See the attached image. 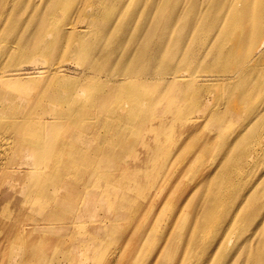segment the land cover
Listing matches in <instances>:
<instances>
[{"label":"rangeland","instance_id":"obj_1","mask_svg":"<svg viewBox=\"0 0 264 264\" xmlns=\"http://www.w3.org/2000/svg\"><path fill=\"white\" fill-rule=\"evenodd\" d=\"M167 99L187 122L170 134L161 177L138 214L121 221L101 264H136L152 232L157 242L143 264H264V139L248 134L230 149L264 118V0H0V135L15 146L51 148L64 161L62 138L80 132L84 144L73 149L86 158L76 164L91 171L99 156L90 150L105 148L111 129L108 121L101 141L84 131L87 122L100 128L122 106L136 118L131 130L143 133L141 117ZM206 104L214 115L204 116ZM240 148L249 155L234 166L228 210L201 234L220 172ZM76 164L69 174L89 173ZM0 211V231L14 240L19 209L1 203Z\"/></svg>","mask_w":264,"mask_h":264},{"label":"bare ground","instance_id":"obj_2","mask_svg":"<svg viewBox=\"0 0 264 264\" xmlns=\"http://www.w3.org/2000/svg\"><path fill=\"white\" fill-rule=\"evenodd\" d=\"M174 85L177 87L176 83ZM86 88L93 91L92 87ZM7 93L10 96V90ZM14 97L12 93V101ZM127 99L125 95L120 100L124 104ZM105 100L102 97L103 103ZM169 102L167 99L165 106L154 110L158 114L153 112L152 116L141 117V124L147 130L143 133L138 127L131 130L136 118L132 117L134 114L131 112L125 116L120 114L122 106L111 108L107 122L100 128L87 122L83 126L84 131L98 132V140L108 129V121L111 129L105 148L98 146L88 149L99 156L94 162L96 167L90 166L91 171L76 164L78 160L86 158L83 151L73 149L79 148L76 145L78 142L84 144L83 133L76 132L78 135L72 133L62 138L59 151L62 155L64 152L70 155L64 161L57 159L51 148L17 147L15 141L0 135V147L6 149L0 150V204L12 202L19 209L16 217L18 227L22 221L14 240L0 231V264H101L113 243L111 240L117 239L121 221L138 214L140 203L161 177L172 149L170 134L178 123L183 126L187 122L186 111H171L173 104ZM213 110L216 109L206 104L204 116L214 115ZM97 117V120L101 117L99 108ZM158 118L166 119L161 120L165 123L164 129L160 128ZM59 121L62 123L63 120ZM207 121L208 124L213 123ZM117 126L120 130H116ZM249 127H252V132H248ZM249 127L233 139L230 149L238 138L248 134L256 141H263L264 118L253 121ZM129 131H133L131 137L128 136ZM219 147L221 149V144ZM248 155L249 152L240 148L235 153L232 166L227 163L220 172L224 183L220 186V193L215 195L213 201L210 200L209 204L212 205L205 212L199 228L201 234L213 232L227 212L231 193L237 186L234 166L239 168ZM14 158L19 160L15 161ZM74 164L89 173L81 177L69 174ZM152 234L144 238L135 259L136 264H143L147 250L155 246L157 239ZM262 261L264 263V257Z\"/></svg>","mask_w":264,"mask_h":264}]
</instances>
